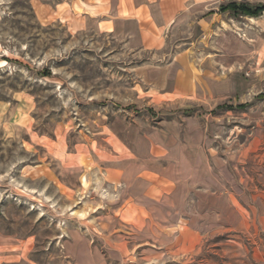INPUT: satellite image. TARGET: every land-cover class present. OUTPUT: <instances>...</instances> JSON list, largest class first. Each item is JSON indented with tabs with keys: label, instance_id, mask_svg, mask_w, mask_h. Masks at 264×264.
I'll list each match as a JSON object with an SVG mask.
<instances>
[{
	"label": "rangeland",
	"instance_id": "obj_1",
	"mask_svg": "<svg viewBox=\"0 0 264 264\" xmlns=\"http://www.w3.org/2000/svg\"><path fill=\"white\" fill-rule=\"evenodd\" d=\"M80 1L0 0V264H264V0L144 49Z\"/></svg>",
	"mask_w": 264,
	"mask_h": 264
},
{
	"label": "crops",
	"instance_id": "obj_2",
	"mask_svg": "<svg viewBox=\"0 0 264 264\" xmlns=\"http://www.w3.org/2000/svg\"><path fill=\"white\" fill-rule=\"evenodd\" d=\"M80 5L81 16L93 20L101 33L134 48L144 49L165 42L167 33L175 27L181 14L193 10L195 4L191 0H82ZM186 87L179 83L178 90L188 91ZM148 190L150 196L155 188ZM99 262L88 260L81 264Z\"/></svg>",
	"mask_w": 264,
	"mask_h": 264
},
{
	"label": "trees",
	"instance_id": "obj_3",
	"mask_svg": "<svg viewBox=\"0 0 264 264\" xmlns=\"http://www.w3.org/2000/svg\"><path fill=\"white\" fill-rule=\"evenodd\" d=\"M222 12H231L233 15H241L247 17H257L264 11V4L250 6L246 3H237V2H230L221 8ZM264 97V95H261ZM242 108V106H240Z\"/></svg>",
	"mask_w": 264,
	"mask_h": 264
}]
</instances>
